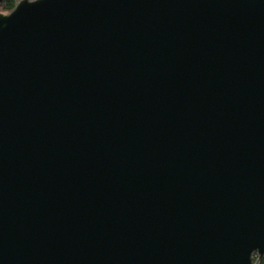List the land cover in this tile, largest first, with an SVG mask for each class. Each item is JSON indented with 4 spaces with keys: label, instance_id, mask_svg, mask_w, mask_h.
<instances>
[{
    "label": "water",
    "instance_id": "95a60500",
    "mask_svg": "<svg viewBox=\"0 0 264 264\" xmlns=\"http://www.w3.org/2000/svg\"><path fill=\"white\" fill-rule=\"evenodd\" d=\"M253 253L264 255V0L0 11V264H255Z\"/></svg>",
    "mask_w": 264,
    "mask_h": 264
},
{
    "label": "trees",
    "instance_id": "16d2710c",
    "mask_svg": "<svg viewBox=\"0 0 264 264\" xmlns=\"http://www.w3.org/2000/svg\"><path fill=\"white\" fill-rule=\"evenodd\" d=\"M17 1L18 0H2L0 2V11H9ZM257 264H264V255L260 259H257Z\"/></svg>",
    "mask_w": 264,
    "mask_h": 264
},
{
    "label": "rangeland",
    "instance_id": "374dc122",
    "mask_svg": "<svg viewBox=\"0 0 264 264\" xmlns=\"http://www.w3.org/2000/svg\"><path fill=\"white\" fill-rule=\"evenodd\" d=\"M258 255L256 253L252 254V260L255 264H257Z\"/></svg>",
    "mask_w": 264,
    "mask_h": 264
}]
</instances>
